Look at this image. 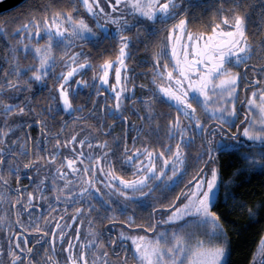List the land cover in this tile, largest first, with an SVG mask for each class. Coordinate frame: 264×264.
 Listing matches in <instances>:
<instances>
[{"label": "snow or ice", "instance_id": "snow-or-ice-1", "mask_svg": "<svg viewBox=\"0 0 264 264\" xmlns=\"http://www.w3.org/2000/svg\"><path fill=\"white\" fill-rule=\"evenodd\" d=\"M230 3V8L219 7L217 15L207 21L206 27L210 29L207 31H194L189 27L190 20L197 17L187 14L188 7L182 0H104L103 4L101 0H69L70 8L55 9L45 5L46 11L39 17L30 13L25 23L14 29L21 39L10 46V68L5 70L4 81L0 83V95L7 94L5 88L15 94L31 90L33 84H37L55 91L54 98L58 99L61 110L69 114L77 112L82 106L74 105L73 99L89 82L76 77L93 64L89 59L91 53L72 49L77 47V42L89 41L98 46L105 38H115L117 55L114 59H102L96 65L100 71L94 72L92 79L108 85L109 95L114 99L108 115L118 116L122 122L128 119L123 116L122 95L129 91L126 59L133 42V37L127 33L135 29L137 37L141 33L148 37L160 32L164 35L151 53L152 95L142 98L149 127L140 125L132 129L136 135L131 137V148L128 147L127 132L115 141V149L109 147L107 139L102 140L99 136L72 134L63 141L56 139L53 147L42 154L48 136L38 137L30 148L22 137L9 142V135L20 125L9 126L5 119V127L0 128V202L27 209L33 208L36 200L51 198L56 205L53 211L59 210L65 215L72 204L80 203V207L73 208L69 218L74 222L85 215L91 216L97 205L90 196L93 191L99 193L96 184L100 183L119 205L117 208L111 201H102L112 218L117 212L127 213L134 203L151 209L148 223L137 225L135 217L128 215L123 223L129 232H119L121 243L113 238L105 246L89 219L87 236L91 238L82 239L77 226L74 244L73 237L66 235L72 229V223H61L64 216L29 215L25 225L18 211L14 221L0 216V222L6 223L10 232L7 247L0 246V264H4L5 256L8 264H129V259L133 264H227L230 242L221 213L214 209L220 203L226 204L228 197L234 194L225 191L221 200V186L227 187V184L220 179L217 156L239 151L241 147L256 148L258 152L242 155L249 167L264 170V79L257 76L251 81L260 86L253 87L250 95L241 101L242 105L246 101V111L243 120L237 123L240 118L237 88L243 78L234 67L249 68L246 61L253 55L254 45L246 31L247 13L240 10L242 0H230ZM81 10L94 20L95 28L100 32L94 30L85 15L79 14ZM34 39L36 42L33 43ZM41 39L43 43L39 42ZM54 45L63 46L59 58ZM20 51L26 55L31 53L34 62L21 65L17 55ZM58 59L65 69L59 73L54 71ZM253 68L255 70V66ZM113 69L115 83L109 84ZM259 71L264 73V66ZM50 75L58 83L49 86ZM96 94L100 95L98 91ZM154 98L176 109L174 114L168 113L172 119L166 122L163 132L160 125L152 123ZM27 110L34 111L30 104ZM25 111V106L20 103L0 99V112L5 118L23 116ZM34 123L46 131L47 121L36 120ZM113 126L109 125V128ZM98 131L100 135L110 134L109 129ZM141 132L147 133V137L142 139ZM50 135L55 137L59 133ZM161 135L165 139H161ZM149 137L154 138L152 144L145 142ZM197 137L200 138L199 151L190 161L185 149L190 148ZM137 140H141L140 147L136 146ZM62 150L71 155L61 156ZM23 157H28L26 162ZM5 165L7 175L14 176L17 182L22 170L30 172L36 168L34 191H26L24 186L12 189L5 179ZM117 165L124 170L130 169V178L117 171ZM40 167L51 171L40 176ZM189 169L193 171L189 172ZM179 184L184 187L169 199ZM49 188L52 190L50 197L46 195ZM13 191L15 197L11 195ZM85 200L87 207L83 203ZM159 200L168 202L159 204ZM48 207L51 209L52 205ZM157 210L168 214L161 220L152 219ZM248 213L254 217L256 210L248 208ZM105 218H109L107 214ZM15 225L21 231H14ZM29 234L40 237V240L32 241L36 247L28 246ZM58 240L63 259L48 255L49 249L57 252ZM41 241H47L49 247L43 248ZM107 247L113 248L116 259L109 257ZM259 247L258 264H264V237ZM117 248L124 254L120 255ZM41 249L45 253L43 257L39 255ZM252 264H257L255 253Z\"/></svg>", "mask_w": 264, "mask_h": 264}, {"label": "flooded vegetation", "instance_id": "flooded-vegetation-1", "mask_svg": "<svg viewBox=\"0 0 264 264\" xmlns=\"http://www.w3.org/2000/svg\"><path fill=\"white\" fill-rule=\"evenodd\" d=\"M101 3H104V0H101ZM182 3L188 7V15L197 17L196 20H190L189 27L192 30H210L206 27L207 21L213 16L217 15V9L221 6L225 8H230V0H182ZM45 5H51L52 8H70L69 0H26L21 3L19 6L0 13V83L4 81V73L6 69L10 68V46L16 45L17 41L21 39L20 36L16 35L14 29L18 28L20 24L25 23L29 18V14H34L39 17L42 14V11H46ZM108 9L106 8V11ZM241 11H246V31L249 36L250 41L254 45V53L251 56L250 60L246 61L249 64V68L245 69L243 66L234 67V71L241 73L242 81L237 88L239 94V99L237 101V111L240 113V118L237 120V123H240L243 120V112L246 111V101L244 104H241V101H244L246 95H250L253 87H259L260 85H255L253 81L257 76H260L261 79H264V73L259 71L261 66H264V44L261 42L264 41V0H242L240 6ZM80 15H85V19L88 20L90 25H93L95 31L100 32L99 29L95 28V22L88 15L85 14L83 10L80 11ZM230 14V13H224ZM111 27V26H110ZM101 35L103 33L101 32ZM133 37V42L129 45L128 51L130 56L126 59L127 63V76L129 77L127 81L128 94L122 95V107H123V116H126L127 121L121 120L120 117L114 115H108L109 107L114 103V99L109 95L110 89L108 85H101L99 80L93 81V73L99 72V68L96 67L98 63L104 58H115L117 55L116 48L118 47V42L115 38H105L103 39L98 46L94 45L89 41L77 42V47L72 49V51L84 50L86 53H91L89 59L92 61L93 67L86 68L82 70L81 74L77 76V79H85L89 83L87 86H82L81 90L77 91L76 96L73 99L74 105H81L82 108L77 112L69 114L61 110L58 99L54 98L55 91L50 90L49 87L40 88L37 84H33L31 90H21L13 94L12 90L5 88L6 95H0V99H3L7 102L13 104L20 103L25 106L26 111L21 115H12L5 118L2 112H0V128H4V120H8L9 126L11 125H20L18 128L13 129V133L9 135V142L11 140H16L17 137H22L28 142V146L31 148L34 143L37 141L38 137L48 136L47 143L44 144L42 149V154L44 150L51 149L55 143L56 139L63 141L66 138H69L72 134L77 136H99L100 139H107L109 141V147L115 149L117 147L116 140L120 139L121 134L127 132L128 135V147H132L131 137L136 135V131H133V128H137L140 125H143L145 128L149 127V122L146 118L147 109L143 103V97H148L152 95V68L153 64L151 61V53L154 51V45L159 44L164 33H157L156 36L148 37L143 33L139 37L136 35L135 29H130L127 33ZM25 43H28V40H24ZM36 42L35 39L33 43ZM43 43V39L39 41ZM63 46L57 47L54 45V52L59 58L61 53V48ZM102 54V55H101ZM19 57V63L21 65L33 63V56L31 53L25 54L23 51L17 53ZM255 66V70L253 68ZM233 67V65H230ZM63 65L60 63L59 59L57 60L56 65L54 66V71L59 73L64 71ZM123 74V73H122ZM11 79V74L9 75ZM58 83L53 76H49L47 84L52 86ZM115 83L114 79V69L110 71L109 84ZM141 85H147L148 87H141ZM247 85V88H245ZM72 88L75 89V83L72 84ZM97 91L100 95H97ZM34 109L30 112L27 110L28 105ZM153 124H158L161 127L163 132L166 122L172 119L171 115L168 113H175L176 109L171 108L168 104L162 103L159 99L154 98L153 104ZM91 112V115H89ZM139 113V114H137ZM79 116L80 119H76ZM144 117V119H142ZM183 119V117H182ZM203 119V115H202ZM41 120L47 121L44 125L46 131H42L41 127L36 125L34 121ZM109 125H114L109 128ZM105 128L109 129L110 134L107 136L100 135L99 129ZM235 131V128H233ZM51 133H59V135L52 137ZM147 137V133L141 132V138ZM165 139L163 135L160 137ZM154 138L149 137L145 142L152 144ZM200 144V138L197 137L190 148H186L185 151L189 153V160L191 161L195 153L199 151L198 145ZM136 146H141V140L136 141ZM152 146L161 147L159 144H153ZM253 148L241 147L239 150H251ZM87 150V149H85ZM15 151V149H14ZM61 156L71 155L70 152L61 151ZM25 162L28 157L22 158ZM59 159V157H58ZM5 179L9 181V186L12 189H15L18 186H24L26 191H34L33 185L35 179L37 178V169L32 168L29 172L28 170H22L20 173V179L17 182L14 176L7 175V166H4ZM51 171L44 167H40L39 175H47ZM117 171L122 175H125L126 178H130L131 170H124L119 165H117ZM193 169H189V172ZM31 177V178H30ZM71 179V177H69ZM2 187V186H0ZM96 187L100 189L99 193L93 191L91 193V201L97 205L95 209L92 210L91 216H83L77 221L71 222L69 220L72 215L73 208L80 207V203L72 204L68 208V213L65 215L62 211L56 210V205L51 198L46 200H36L33 208L22 209L20 205H13L5 202H0V216H6L8 220L14 221L16 218V213L21 212L20 219L22 222L27 225L28 217L36 216H45L49 217L55 215L57 218L64 216V222H71L72 229L68 230L66 235L73 237V243L76 241L75 237V228L79 226L81 238H91L87 236V231L89 228V219H91L92 227L99 234V239L102 243L107 246L108 241L113 238H117V243H121L118 239L119 232L121 230L129 232V229L124 225V221L127 219L128 215L134 216L136 219L137 225H146L148 223V217L150 215L151 209L149 207H140L134 203L129 207L127 213L117 212V215L112 218L110 210L106 209L103 206L102 201H111L115 207H119L116 204V201L109 195L106 189L100 184L97 183ZM184 187L183 184L177 185L174 192L170 194L171 196L175 195L176 192H179L180 188ZM51 188L48 189L46 195L51 196ZM13 197L16 196L15 191L11 193ZM168 201L159 200V204H165ZM84 206L87 207L88 201H83ZM51 204L52 208L50 209L48 205ZM38 205V206H36ZM61 208L64 207V202L61 201ZM154 207V205H153ZM109 218H105V216ZM167 211L160 212L157 210L152 219L161 220L167 215ZM81 220L83 223H81ZM159 227V226H158ZM14 231L19 232L21 229L18 225L14 226ZM132 234H140L133 232ZM10 235L8 225L6 223L0 222V246L7 247V239ZM33 240H40V237L29 234V247H36L33 244ZM43 248H48L49 244L47 241H41ZM61 245L59 240L56 243L57 252L53 253L50 249L48 255L59 257L63 259L62 255L59 253ZM109 257L111 259H116L113 255V248L107 247ZM117 252H120V255L124 253L120 251L119 248L116 249ZM39 255L43 257L45 255L43 249L40 250ZM260 249L257 256V264L259 260ZM91 258V256H89ZM4 264H8V258L3 257ZM129 264H133L132 260L129 259Z\"/></svg>", "mask_w": 264, "mask_h": 264}, {"label": "trees", "instance_id": "trees-1", "mask_svg": "<svg viewBox=\"0 0 264 264\" xmlns=\"http://www.w3.org/2000/svg\"><path fill=\"white\" fill-rule=\"evenodd\" d=\"M216 163L227 184L221 186V200L225 191L234 194L214 209L221 213L230 242L227 264H252L264 236V170L249 167L240 150L220 153ZM248 208L256 210L254 217Z\"/></svg>", "mask_w": 264, "mask_h": 264}, {"label": "water", "instance_id": "water-1", "mask_svg": "<svg viewBox=\"0 0 264 264\" xmlns=\"http://www.w3.org/2000/svg\"><path fill=\"white\" fill-rule=\"evenodd\" d=\"M25 1L26 0H0V13L14 9Z\"/></svg>", "mask_w": 264, "mask_h": 264}, {"label": "rangeland", "instance_id": "rangeland-1", "mask_svg": "<svg viewBox=\"0 0 264 264\" xmlns=\"http://www.w3.org/2000/svg\"><path fill=\"white\" fill-rule=\"evenodd\" d=\"M258 151H259V149H256V148H255V149H253V150H249V151H247V150H243L242 153H244V152L255 153V152H258ZM263 237H264V236H263ZM259 245H260V244H259ZM259 257H260V255H259ZM259 257H258V258H259ZM226 260H227V257H226ZM258 261H259V260H258Z\"/></svg>", "mask_w": 264, "mask_h": 264}]
</instances>
